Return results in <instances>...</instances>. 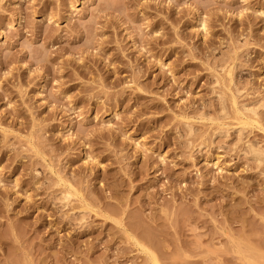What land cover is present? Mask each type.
<instances>
[{
	"label": "rangeland",
	"instance_id": "374dc122",
	"mask_svg": "<svg viewBox=\"0 0 264 264\" xmlns=\"http://www.w3.org/2000/svg\"><path fill=\"white\" fill-rule=\"evenodd\" d=\"M135 242L264 264V0H0V264Z\"/></svg>",
	"mask_w": 264,
	"mask_h": 264
},
{
	"label": "bare ground",
	"instance_id": "6f19581e",
	"mask_svg": "<svg viewBox=\"0 0 264 264\" xmlns=\"http://www.w3.org/2000/svg\"><path fill=\"white\" fill-rule=\"evenodd\" d=\"M201 26H202V29L204 30L205 29L204 25L201 24ZM251 154L253 155V157L258 158L257 154H255V152L253 150L251 151ZM73 193L76 194L75 192H73ZM70 196H72V194L70 192H68L64 198L68 199ZM136 245L139 246L140 251L147 256V258L149 260V264H158L156 257L154 256V254L150 250H148L143 245H140L138 243H136Z\"/></svg>",
	"mask_w": 264,
	"mask_h": 264
}]
</instances>
